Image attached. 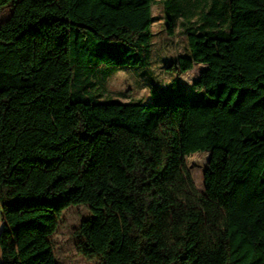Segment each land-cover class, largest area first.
<instances>
[{"label":"trees","instance_id":"1","mask_svg":"<svg viewBox=\"0 0 264 264\" xmlns=\"http://www.w3.org/2000/svg\"><path fill=\"white\" fill-rule=\"evenodd\" d=\"M155 3L0 0V264H57L71 206L90 210L76 249L100 264H264V0L177 6L171 85L100 100L99 81L148 67ZM203 153L201 193L184 159Z\"/></svg>","mask_w":264,"mask_h":264},{"label":"rangeland","instance_id":"2","mask_svg":"<svg viewBox=\"0 0 264 264\" xmlns=\"http://www.w3.org/2000/svg\"><path fill=\"white\" fill-rule=\"evenodd\" d=\"M156 0L153 7V23L150 28L152 35V51L148 67L120 69L106 80L99 81L103 88L100 100L112 99L124 103L143 101L150 102V89L171 85L175 79L174 73L168 69V64L178 56L188 54V42L185 34L187 17H177L176 7L180 6L189 13L197 15L202 7L210 6L212 0H167L171 7L165 13L162 2ZM228 1V0H227ZM12 7L7 6L0 10V27L10 17ZM190 16V15H189ZM174 26L173 34H168V25ZM188 24V23H187ZM189 25V24H188ZM204 71V67L195 66L180 78L182 93L192 98L196 91L193 87L196 80ZM209 154L203 153L184 159L185 169L190 174L197 190L204 191L202 174L207 167ZM92 215L86 206H71L67 208L59 221L56 232L51 237L57 264H100L97 259H87L78 253L76 245L82 241L77 237L76 230L80 224ZM1 230V223H0Z\"/></svg>","mask_w":264,"mask_h":264},{"label":"water","instance_id":"3","mask_svg":"<svg viewBox=\"0 0 264 264\" xmlns=\"http://www.w3.org/2000/svg\"><path fill=\"white\" fill-rule=\"evenodd\" d=\"M209 154V153H208ZM210 162V154H209V157H208V160H207V165L209 164ZM207 169V167L205 168V170Z\"/></svg>","mask_w":264,"mask_h":264},{"label":"crops","instance_id":"4","mask_svg":"<svg viewBox=\"0 0 264 264\" xmlns=\"http://www.w3.org/2000/svg\"><path fill=\"white\" fill-rule=\"evenodd\" d=\"M197 66H201V65H197ZM203 67V66H202ZM204 70H205V67H204Z\"/></svg>","mask_w":264,"mask_h":264}]
</instances>
